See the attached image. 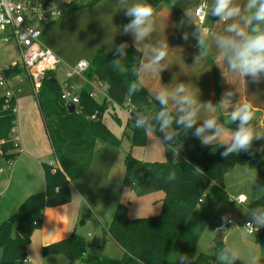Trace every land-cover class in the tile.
Here are the masks:
<instances>
[{"label":"trees","instance_id":"1","mask_svg":"<svg viewBox=\"0 0 264 264\" xmlns=\"http://www.w3.org/2000/svg\"><path fill=\"white\" fill-rule=\"evenodd\" d=\"M102 1L81 2L69 9L64 17ZM147 1L152 10L163 2L171 3L170 0ZM253 27L264 31V22L252 21L249 35H255ZM141 62L140 50L125 41L110 53L99 50L85 72V78L105 83L112 104L123 106L128 100L133 107L139 118L132 129L133 147L145 144L146 124H152L153 120L162 123V119H157L158 113L165 111L171 118L169 124L181 137L177 150L184 153V162H143L130 153L124 161L123 185L137 197L162 192L160 213L130 219L126 204L116 207L106 233L124 252L119 260L89 255L85 238L75 232L65 240L43 248L42 255H63L67 264L79 261L85 264H229L216 256L198 254L197 244L218 207L232 202L224 186L228 173L236 167L257 170L261 172L264 185V153L251 147L227 152L229 146L223 143H204L189 128L177 123L181 118L167 104L153 98L141 84ZM214 72L216 94L220 97L221 82L215 69ZM24 74L20 65L4 71L7 78ZM90 91L87 84L81 88L80 103L76 111L70 113L67 103L62 100L63 83L57 80L56 71L48 72L42 80L37 100L59 167L44 165L45 190L27 197L16 213L0 224V264H24L27 247L34 231L42 224L45 209L71 202V183L90 169L97 144H120L103 122L110 104L91 98ZM16 121V98L5 102L0 95V151L11 164L21 153L12 137ZM247 209L264 221V192L259 199L250 202ZM256 241L264 253V225L256 235ZM217 249L227 255L222 243L217 244Z\"/></svg>","mask_w":264,"mask_h":264},{"label":"crops","instance_id":"2","mask_svg":"<svg viewBox=\"0 0 264 264\" xmlns=\"http://www.w3.org/2000/svg\"><path fill=\"white\" fill-rule=\"evenodd\" d=\"M170 2L159 4L152 10V15L146 18L140 26V29H148L146 35L138 38L140 29L129 31L120 29L116 31L115 35L109 37L110 39L107 42L109 48L114 51L115 46H118V44L122 45L125 41L132 43L138 48L142 53V62L139 70L141 84L157 100H159L158 97L162 92H167V105L180 118L184 117L188 112H193L194 123L189 129L203 142L211 137L206 144L223 143L226 146L232 144V137L240 130V127L229 124L226 118H231L232 113L240 110L244 105H248L251 119L249 120L250 125L243 127L250 130L252 135L255 124L256 127L264 131V73H259L256 77H253L251 75H241L238 70L230 68L228 63L230 52L217 43L218 38H231L235 41L242 40V37H238L234 32L226 30L231 24H237L246 36L249 35L251 24H246L245 20L254 12L253 9L247 8L249 0H231L230 6L239 7L240 13L227 20H222L220 16L214 14L216 0H170ZM104 3H106V0L98 7L104 6ZM201 3H206L208 9L205 22L208 32L201 35V42L204 41L202 47L200 44L195 47L191 45L180 30L171 5H177L195 22L194 12ZM98 16L97 25L101 26L103 30L110 24L118 25L117 28H122L125 24L129 25L134 19L129 12H121L120 16L113 12L110 13V18L101 12ZM126 21L128 23H125ZM159 52H163L164 55L157 59ZM80 62L72 63L71 66L75 68ZM14 65H21V62L6 65L5 68ZM214 69L217 71L221 82L220 97H217L216 94ZM12 84H14L15 89L21 90L23 86H26L32 90L26 73L19 76ZM77 85L81 89L85 85L84 80H78ZM180 86L184 87L183 92H177ZM183 96H191L195 103L185 105L182 108L178 100ZM218 116H220V119H217ZM208 120L215 122L212 128L204 127ZM197 128H203L204 130L197 135ZM15 135L18 139L16 132ZM178 144L180 143H177V146ZM18 145L20 146L19 142ZM247 147L255 148L250 143ZM172 148L171 146L170 150ZM176 151H178L177 147ZM39 158L48 160V163L42 162ZM46 164L59 167L56 158L53 161L49 158L46 159V157H37L28 145L25 146V152H22L21 148L19 157L12 164L0 155V224L16 213L27 197L45 190L43 166ZM229 175L237 177V179L231 178V180L238 185V188L233 187L234 183L228 185L226 181L229 176H226L224 186L229 197L231 196V200L235 201L242 197L245 199V203L242 205L246 206L247 209V205L250 202L262 196L264 185L260 179V171L236 167ZM72 183V200L69 204L45 209L42 224L34 231L31 242L27 247V259L24 264H67L65 256L51 255L43 257L42 250L53 243L65 240L74 232L77 233L75 214L77 206L81 204L83 191L81 193L78 188L73 187ZM129 190L132 191L131 189ZM132 193L134 192L132 191ZM156 195L158 196L156 197ZM148 196L154 197V200L157 198V202H159L156 213L146 215L148 211H145L139 213L138 217L130 219L150 217L160 213L164 194L155 193ZM144 197L146 196L141 198ZM85 206L86 202H83L81 209L78 211L79 216ZM247 211L259 220L260 226L264 225V221L258 215L251 213L248 209ZM136 214L134 213V216ZM110 222L111 220L107 221V219L100 220L103 234H107L106 230ZM221 229L227 230V234L230 231L229 227L217 226L218 231ZM81 236L84 237V234ZM92 236L91 233L88 234V238H92ZM87 244L89 246L88 254L93 255L92 252L96 249L95 238L93 243L87 242ZM103 248L104 246L99 247L100 251ZM1 256L0 254V262ZM80 263L85 264L80 261L75 264Z\"/></svg>","mask_w":264,"mask_h":264},{"label":"rangeland","instance_id":"3","mask_svg":"<svg viewBox=\"0 0 264 264\" xmlns=\"http://www.w3.org/2000/svg\"><path fill=\"white\" fill-rule=\"evenodd\" d=\"M102 2L95 6L82 7L45 29L43 41L61 62L56 71V78L60 83H63L65 79V71L73 68L72 63L76 64L81 60H87L91 63L99 50L104 53L113 51L107 45L109 37L115 35L116 31L127 28L128 24L122 28L110 24L103 30L101 26L97 25L98 15L101 12L110 18V13L115 12L120 16L121 12H129V9L136 5L150 6L147 0H106L104 6L98 7ZM203 42L200 43L201 47ZM120 45L118 44L114 49ZM20 60V56L12 47L0 43L1 69L5 68L6 65L20 62ZM15 98L17 102L15 131L22 152H25V146L28 145L32 148L35 156L46 157V159L55 161L37 97L31 89L23 86L20 91L16 92ZM127 103L128 100L124 103L123 108L119 105L110 104L103 116V122L120 141V144L118 146L97 144L90 169L72 183L73 187L85 194H81L83 196L80 201L81 204L77 206L75 214L77 233L84 234L88 243H93L95 238L96 247H93L96 249L92 252L93 255L97 257L108 256L118 260L123 257V250L109 235L103 234L100 220H112L116 207L121 203L128 206L129 218L138 217L139 213L145 211H148L146 215H153L149 213H156L155 211L159 207L157 198L154 200V197L148 195L144 198L137 197L123 185L126 156L130 153L135 159L143 162L176 161L181 163L185 161L184 153L176 151L177 143L181 142V137L174 133L170 124L165 128L158 120H153L152 124H148L145 144L133 147L132 129L136 126V121L129 120V115L125 109ZM226 121L241 128L239 118L236 120L226 118ZM249 123L247 121L243 126H249ZM14 136L13 130L12 137ZM18 142L14 141V144L18 145ZM250 145L264 153V131L256 127V124ZM171 146L174 149L170 150ZM39 159L48 163V160ZM229 174L231 172L227 174L229 176L227 177V184L234 183L233 187L238 188V185L231 180V178L237 179V177ZM82 201L86 202V206L79 216L78 211L81 209ZM134 213H137L136 216ZM229 221L232 224H229ZM248 221L259 224V220L250 215L246 206L238 203L237 200H232L228 204H221L198 241L197 253L204 256H216L218 260L226 261L229 264H264L261 244L256 241V236H250L246 232L245 224ZM217 226L229 227L230 231L222 243L227 255L217 249L215 243ZM90 233L93 235L92 238H88ZM101 246H104L102 251L99 249ZM0 254L2 255L1 250Z\"/></svg>","mask_w":264,"mask_h":264},{"label":"built area","instance_id":"4","mask_svg":"<svg viewBox=\"0 0 264 264\" xmlns=\"http://www.w3.org/2000/svg\"><path fill=\"white\" fill-rule=\"evenodd\" d=\"M85 3V0H0V43L12 47L20 56L21 67L28 76L32 91L37 96L41 88L42 80L45 75L51 71H57L61 63L59 58L51 51L43 41L45 29L51 24L62 19L69 9ZM207 5L201 3L194 12L195 23L200 29L201 35L207 34L208 29L205 26L207 19ZM0 68V95L4 97L5 102L15 98L16 92L20 89L12 87V82L19 76L7 78L4 71L13 68ZM90 63L81 61L75 68L65 71L63 82L62 100L66 103H72L76 107L80 103V88L77 85L78 80H84L89 85L90 97L96 100H106L111 103L108 97V86L100 81H88L85 78V72L89 69ZM122 108L124 107L121 106ZM130 121L139 122L133 107L129 102L125 106ZM95 118V115L92 117ZM148 124H146V128ZM14 132H16L14 130ZM17 142V136L13 137ZM1 155V151H0ZM237 202L245 203V199L239 197ZM229 224H232L229 221ZM262 226L250 221L245 224L248 235L256 236L260 233Z\"/></svg>","mask_w":264,"mask_h":264},{"label":"clouds","instance_id":"5","mask_svg":"<svg viewBox=\"0 0 264 264\" xmlns=\"http://www.w3.org/2000/svg\"><path fill=\"white\" fill-rule=\"evenodd\" d=\"M231 0H216L214 14L221 17L222 20H227L230 17L237 16L240 13L239 7H231ZM248 9H255L251 16L245 20L246 24H251L252 21L264 22V0H249L247 4ZM129 14L134 16L133 21L127 26L125 31L140 29V26L144 23L146 18L152 15V9L147 5H136L129 9ZM228 32H234L236 36L242 37L241 41H235L231 38H218L217 43L225 50L230 52L228 56V63L230 68L238 70L241 75H251L256 77L259 73H264V31H261L259 27H253L252 32L255 35L246 36L245 33L237 24H231L226 29ZM147 28L140 29L139 36L146 35ZM164 55L163 52L157 54V59ZM134 87V86H133ZM184 87L180 86L177 92H183ZM168 93L162 92L158 97L161 104L166 105ZM178 103L183 108L185 105H192L195 100L191 96L180 97ZM194 113L188 112L184 117L177 121V123L183 124L185 128L191 127L194 123ZM241 121V128L232 137V144L227 149V152H231L237 148H246L252 140V133L250 130L243 127V125L251 119V112L248 105H244L240 110L233 112L231 119ZM157 119H162V127H167L171 118L165 111L158 113ZM213 120H208L204 127L212 128L214 126ZM204 129L197 128L196 134L199 135ZM207 138L204 143L208 142ZM227 154V153H225Z\"/></svg>","mask_w":264,"mask_h":264},{"label":"water","instance_id":"6","mask_svg":"<svg viewBox=\"0 0 264 264\" xmlns=\"http://www.w3.org/2000/svg\"><path fill=\"white\" fill-rule=\"evenodd\" d=\"M171 9L185 38L191 43L192 46H198L201 42V33L199 27L195 24L191 17H189L183 10L177 7V5L172 4ZM66 108L70 113L75 112L77 109V107L72 103H67ZM226 235L227 230H219L216 234L215 243H223L224 237Z\"/></svg>","mask_w":264,"mask_h":264}]
</instances>
